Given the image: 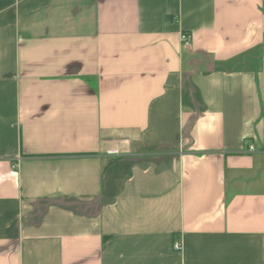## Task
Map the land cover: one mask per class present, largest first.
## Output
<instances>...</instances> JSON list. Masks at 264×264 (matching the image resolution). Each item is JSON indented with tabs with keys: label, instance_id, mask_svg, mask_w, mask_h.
Segmentation results:
<instances>
[{
	"label": "crops",
	"instance_id": "1",
	"mask_svg": "<svg viewBox=\"0 0 264 264\" xmlns=\"http://www.w3.org/2000/svg\"><path fill=\"white\" fill-rule=\"evenodd\" d=\"M0 264H264V0H0Z\"/></svg>",
	"mask_w": 264,
	"mask_h": 264
},
{
	"label": "built area",
	"instance_id": "2",
	"mask_svg": "<svg viewBox=\"0 0 264 264\" xmlns=\"http://www.w3.org/2000/svg\"><path fill=\"white\" fill-rule=\"evenodd\" d=\"M180 39H181V41H182V43L183 44H185V45H188L189 44V37L186 35V34H182L181 36H180ZM248 151L249 152H252L253 151V148L252 147H249L248 148ZM181 243L180 242H175L174 244H173V249L174 250H176V251H180L181 250Z\"/></svg>",
	"mask_w": 264,
	"mask_h": 264
}]
</instances>
